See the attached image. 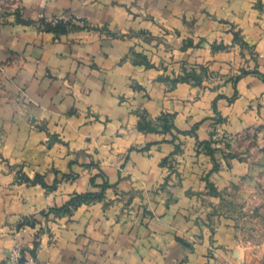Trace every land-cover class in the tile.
<instances>
[{
  "label": "crops",
  "instance_id": "obj_1",
  "mask_svg": "<svg viewBox=\"0 0 264 264\" xmlns=\"http://www.w3.org/2000/svg\"><path fill=\"white\" fill-rule=\"evenodd\" d=\"M63 17L92 30L39 23ZM197 65L244 71L181 80ZM214 111L232 131L264 118V0H0V264L15 243L40 264H259L197 218L211 165L195 137L154 125L171 115L204 141ZM179 140L181 180L161 188Z\"/></svg>",
  "mask_w": 264,
  "mask_h": 264
},
{
  "label": "rangeland",
  "instance_id": "obj_2",
  "mask_svg": "<svg viewBox=\"0 0 264 264\" xmlns=\"http://www.w3.org/2000/svg\"><path fill=\"white\" fill-rule=\"evenodd\" d=\"M59 22L66 27L76 26L83 30H92L83 20L77 18L63 17ZM95 29L111 38L130 36L115 35L109 31L107 26ZM237 34L235 39L238 43L240 38ZM131 37L140 38L138 35H131ZM148 39L151 38L146 36L145 40ZM160 43L163 42L160 41ZM183 70L185 74L195 71L196 75L200 76L202 81H206L208 83L206 86L209 87L213 83L220 85L219 83L224 81L234 82L239 78V73L242 75L244 71V69L238 70L239 73L234 72L225 79V77L212 73L206 65L183 66L180 68L179 75ZM210 119L212 120L211 131L209 138L204 141L198 140L194 129L188 132L175 130L169 132L195 137V155L207 157L211 165L209 173L204 174L203 172L199 179V190L193 192V199L201 215L197 218L201 224L210 228L212 234H214L215 224L227 223L232 231V237L245 252L247 261L252 262L253 260V262L264 264V118L238 131L229 129L226 119L216 112ZM164 121L170 125L174 124L171 115L166 119L159 117L154 125L160 132H163ZM174 148L173 156L162 163L167 171V177L161 188L167 185V181L181 180L179 159L183 157L184 152L181 140L174 144ZM100 195L102 196L101 193Z\"/></svg>",
  "mask_w": 264,
  "mask_h": 264
},
{
  "label": "trees",
  "instance_id": "obj_3",
  "mask_svg": "<svg viewBox=\"0 0 264 264\" xmlns=\"http://www.w3.org/2000/svg\"><path fill=\"white\" fill-rule=\"evenodd\" d=\"M39 23L41 24V26L47 30H50L54 33H62L66 30V26L61 23V22H58L57 24L50 26L49 24L47 25V23L41 19L39 21ZM189 78H192V80L194 82L198 81L197 78L198 76H196L195 73H191V74H186V76L184 78H182L181 80H185V81H190ZM163 117V119H166L168 118L169 116L168 115H162L161 118ZM138 127L140 130H145V131H151L153 130V127H151L150 125L148 124H145V123H139L138 124ZM163 129V132H167L169 133L171 130H175L173 125H170L168 122L164 121V125L162 127ZM106 187V184L103 185L102 187V191L104 190V188ZM102 194V192H101ZM101 195H94L92 193H86V194H81V195H76L74 197H71L69 199V201L61 208H58V209H52L51 212H54V213H62V212H66L69 210V208H74V207H77L81 204H84L86 202H90L92 200H96V199H100Z\"/></svg>",
  "mask_w": 264,
  "mask_h": 264
},
{
  "label": "built area",
  "instance_id": "obj_4",
  "mask_svg": "<svg viewBox=\"0 0 264 264\" xmlns=\"http://www.w3.org/2000/svg\"><path fill=\"white\" fill-rule=\"evenodd\" d=\"M47 3H55L59 0H45ZM46 23L51 25L57 24L63 18H42ZM1 264H40L35 252L30 249H25L18 243H15L8 251L6 260Z\"/></svg>",
  "mask_w": 264,
  "mask_h": 264
}]
</instances>
